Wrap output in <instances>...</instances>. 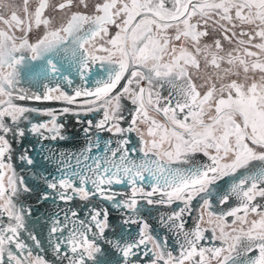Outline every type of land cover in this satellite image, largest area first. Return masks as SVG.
Segmentation results:
<instances>
[{
    "label": "snow or ice",
    "instance_id": "obj_1",
    "mask_svg": "<svg viewBox=\"0 0 264 264\" xmlns=\"http://www.w3.org/2000/svg\"><path fill=\"white\" fill-rule=\"evenodd\" d=\"M0 264H264V0H0Z\"/></svg>",
    "mask_w": 264,
    "mask_h": 264
},
{
    "label": "flooded vegetation",
    "instance_id": "obj_2",
    "mask_svg": "<svg viewBox=\"0 0 264 264\" xmlns=\"http://www.w3.org/2000/svg\"><path fill=\"white\" fill-rule=\"evenodd\" d=\"M17 2H19V0H17ZM75 83L78 84L79 83V80L77 79L75 81ZM74 86H75V84H74ZM66 90H69L70 91V89H66ZM26 103L29 104V105H31V106H44V105L52 106V107H59V106H61L59 104V102L28 101ZM80 146H81L80 144H76L74 146L73 145H65L64 147L72 148V147H80Z\"/></svg>",
    "mask_w": 264,
    "mask_h": 264
}]
</instances>
